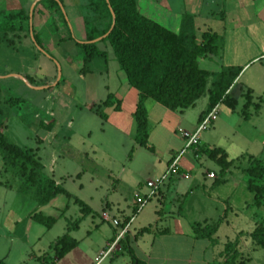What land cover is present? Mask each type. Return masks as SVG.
Masks as SVG:
<instances>
[{
    "label": "crops",
    "instance_id": "crops-1",
    "mask_svg": "<svg viewBox=\"0 0 264 264\" xmlns=\"http://www.w3.org/2000/svg\"><path fill=\"white\" fill-rule=\"evenodd\" d=\"M57 3L59 11L49 7L44 0H22L21 2L9 0L6 4L10 7L7 10L17 11L21 9L27 13V20L23 19L21 21L20 30L7 32L4 35L8 39L16 37L19 44L21 46L23 44L24 52L20 56V62L22 60L26 63L20 72L11 71L9 68L5 69L8 72L4 76L0 74V78L22 77L31 90L42 92L41 96L43 95L42 97H44L43 99L46 102L47 95L55 88L71 92L70 87L72 84L67 80L57 87L59 81V78L56 79L57 70L59 77L62 71L67 77L72 72H76L73 73L75 76L74 81H77L78 85L76 91L73 89V99H70V101L65 102L58 97L55 106L54 104L51 106L50 103L41 106L43 115H41V112L33 113L31 130L34 132L33 143H36V146L25 147L13 142L34 153L41 164L42 173L51 178L55 185L64 189L62 177L67 173L57 164L56 172L54 171L57 159L59 157L60 161L67 159L74 161L75 159L78 164L77 172L74 174V178L77 180L76 192L83 190L82 176L86 171L90 172V174L92 173L88 177V183L91 184L93 191L96 192V189L99 188V190L107 192V185L103 189L102 186L99 187L97 185L100 174L99 165L96 161H100L101 158L96 157L99 154L100 156L103 154V156L108 157L109 152L113 150V144L121 140L123 136L133 140L135 124L132 113L137 92L128 84L123 71L119 69L117 63L109 71V61H112V57L108 55L104 48L105 45L99 47V42L97 43V48L104 52L105 57L91 59L85 66L86 70H82V52L78 46V43L85 41L81 0H61V2ZM135 4L139 14L169 31L177 33L180 28L181 16L187 14L192 18L197 40L200 39L202 32L213 33L217 37L215 51L197 58L198 67L210 74L205 80V85L207 79H209L210 85L202 93L206 92V97L203 101H199L201 94L191 106L181 110H170L152 99L145 100L147 119L146 144L150 149L137 146L135 153L136 156L148 157V155L139 151L138 148H140V150H144V152L151 153L154 156L152 161H144V166L147 167V175L143 179L146 180L162 174L174 154L182 147L183 140L177 129L193 130L199 117L206 111L208 89L211 87L215 74L226 68L240 69L227 88L228 91L226 93L227 96L235 99L236 103L237 96L241 97L243 93L241 92V85L238 83L240 78L251 66L258 65L257 68L254 67V70L260 71L259 66L264 65V0H135ZM29 30L33 31L44 49V53L48 54V57H45L47 60L43 57L40 60L41 56H43L40 52L41 50L36 49L31 39L26 40V35L29 38ZM2 38L3 35L0 34V40ZM70 55L73 56L72 59L69 58ZM99 58L102 60V66L98 67L97 63L93 61ZM59 59H62V61L69 60L64 68ZM48 62L54 67L51 68ZM53 62L57 64V69ZM38 64L44 68L42 81H36L34 78L35 66H38ZM45 69H47V73ZM252 75L258 74L253 72ZM246 89L250 91L251 95L253 90L249 86ZM74 97L76 100H74ZM14 98L19 97L15 96ZM72 100L73 105L71 106ZM105 100L107 101L106 104L104 103ZM259 100L264 102V96ZM220 104L224 106V109L220 112L224 116H231L232 109L222 102L216 104V113ZM80 105H82V111ZM99 111L103 117L99 115ZM216 113L213 120L217 118ZM101 118L103 121L99 122ZM97 119L98 121H96ZM87 120L91 121V125H95L93 129L86 124ZM213 123L214 121L211 123V125L215 124L213 130H216L217 122ZM35 128H38V133L34 131ZM92 131L96 135L91 138ZM82 137L90 138L86 145L89 154L85 153L84 150H78V141ZM73 139H76V142L73 143ZM255 140L261 141V138L256 136L254 137ZM200 143L198 142V147H218L213 146L210 135H204ZM41 145L43 147L39 150ZM107 148L108 152L106 153L105 150ZM201 156L204 155L199 153L198 157H194L192 151L189 150L182 153L177 160V173H170L158 187L154 197H152L155 202L148 209L140 208L137 213L134 212L135 204L129 198V195L131 192L133 196V193L136 192L135 190L143 182V179L141 180L142 182L138 183L137 181L141 178L137 176L138 172L135 171V166L139 167L138 161H133V159L125 164H120L116 170V175L107 170L106 175L108 177L115 175L116 182L111 189L112 193L110 196H112V199L110 201L106 200L100 209V218L102 220H108V217L111 218L113 222L111 233L96 239L94 243L90 241L92 245H90L86 254L81 250H77L78 243H76L73 248L60 258H56L53 253L54 260H52L58 263L66 254L72 253L78 264H93L94 256L111 243L118 231L126 226L122 236L112 245V251L98 264H102L106 259L108 261L104 262V264H131L129 257L123 259L122 253L125 251L121 247L120 240L124 237L129 247L132 248L133 255L141 260L143 264H211L217 257L218 252L209 254L208 249L211 243L206 239L207 243H203L201 240L204 238L195 237L191 227L192 224L179 216L181 205V202L178 203L179 200L188 193L192 194L191 185L194 181L198 183L200 180L192 171H198ZM42 159L46 161L44 165L41 162ZM209 171L212 172V170L207 169L200 174L206 177L205 173ZM104 178L100 177L102 181ZM3 186L6 188L2 193L3 197L5 198L6 194H10L15 204L19 203L18 207L25 198L33 200L28 195V197L20 195L21 193L16 190V195L9 193L10 184H4ZM139 191L144 194L146 189L143 188ZM57 195L63 194H56L44 204L39 205L36 202L35 204L41 208L46 207L48 204L50 206L56 200ZM71 200L74 203L72 198ZM109 203L114 206V211H110ZM5 205L6 202L2 199L0 201V211L5 208ZM29 207L30 210L24 206L21 217L16 214L11 217L9 223H3L0 217V232L5 229L8 232L11 231L14 236V238L10 237L8 250L2 251L3 241L0 234V260L4 264H9L13 245L15 246L13 257L14 259L17 258L20 264H28L29 259H34L35 257L32 252L33 238L27 236L28 226L30 227L28 220L34 221L31 215L35 213L31 212L34 209L33 205H29ZM64 208H67V206L65 205ZM130 212L135 214L129 217L128 214ZM79 213L80 216H83L80 210ZM103 213L106 214V218H103ZM80 218L74 219L77 220L75 225L71 223L74 220L66 221L67 233L78 228ZM19 219H21V222H25V224L23 223L22 236V229L19 236L16 233ZM134 221H136L135 224H132ZM6 231H4L5 235L8 233ZM17 240L21 245L16 242Z\"/></svg>",
    "mask_w": 264,
    "mask_h": 264
},
{
    "label": "rangeland",
    "instance_id": "rangeland-1",
    "mask_svg": "<svg viewBox=\"0 0 264 264\" xmlns=\"http://www.w3.org/2000/svg\"><path fill=\"white\" fill-rule=\"evenodd\" d=\"M8 1L9 0H0V10L7 11V9H10V7L6 5ZM18 1L21 2L22 0ZM0 34L2 33L0 32ZM29 39H31L30 35L29 38L26 35V40L28 41ZM98 45L99 47H103L105 45L104 48L106 49L108 55H111L112 61H109V71H111L114 65H116V62L114 56H112L113 54L110 50V47L103 42H99ZM22 46L19 44L16 37H12L11 42L8 44H5V40L3 38L0 40L1 76H4L8 72L5 70L7 68L11 69V71L20 72L23 65L26 63L22 60L20 62V56H22L24 52ZM40 52L43 55L41 56V54L38 53L41 56L40 60L43 58L47 60L45 57H48V54L42 51ZM69 58L72 59L73 56L70 55ZM59 61L62 63L64 68L69 60L62 61V59H59ZM93 62H96L98 67L102 66V60L100 58L95 59ZM53 63L57 69V64L55 62ZM48 64L51 66V68L54 67L49 62ZM254 67L257 68L258 65L251 66L243 74L238 82L239 85H241V92H244V89H246L248 86L253 90L251 93L252 102L249 104V106L245 109H242L244 98L242 96H237V102L231 111V116H224L220 112L224 109V106L220 104L216 113L217 118L212 120L206 126V128L199 133L200 140H202L204 135H210L213 146L221 147L224 150L227 159L232 161L231 165L223 172H220V168L217 164H215L212 160L201 156L200 166L197 169L198 171H192V173L195 174L197 178L199 177L200 180L198 183L194 181V183L191 185L192 194L188 193L185 197L181 198L178 203L181 202L179 216L191 224L199 223L202 226L204 224L217 222L216 230L212 235L215 241L210 245V241L208 240V244L210 245L208 249L209 254L220 251L224 242L231 241L237 243V250L241 257L243 259H248L247 264H264V248L255 247L248 236V233L252 229L254 222L260 221L264 217V203L262 202L259 205L254 204L253 193L246 188L247 177L242 171V168L247 163L246 157L248 155H253L264 163V102L259 100L264 96V65L259 66L260 71L257 69L254 70ZM35 69V80L42 81V77L44 76V68L38 64V66H35ZM45 72H48L47 69H45ZM253 72L258 75H252ZM73 73L76 72H72L67 77L64 74V71H62L57 84V87H59L60 84L67 80L72 84L70 87L71 92L69 93L68 90L65 92L64 90L62 91L61 88L59 90L55 88L47 95V102L43 99V95L41 96L42 92L31 90L30 86H28L21 78H0L1 108L4 109L5 104L3 101L7 98L15 96L22 98V102H19L17 106L11 107L8 110V114L5 115V134L8 139L25 147L36 146V143H33L34 132L31 130L33 113L41 112V115H43V108H41V106H45L49 103L51 106H53V104L55 106L58 97L62 98L65 102L73 99V89L76 91L78 86L77 81H74L75 76ZM209 85V79H207L205 88H208ZM205 97L206 92L200 96L199 101H203ZM74 100H76L75 97ZM71 102L72 106L73 100ZM254 103H257L258 107H255ZM80 108L82 111V105H80ZM242 112L247 114V117H244ZM96 121H98V119ZM100 121H103V119H99V122ZM213 121L214 123L217 122L216 130L214 129L215 131L213 130V126L215 124L213 123L214 125H211ZM86 124L88 126L90 125L91 129H93V126H95L91 125L90 120H87ZM34 131L38 133V128H35ZM95 135L96 134H94V131H92L90 137L92 138ZM256 136L260 137L261 141H254V137ZM252 139L253 141H251ZM73 140V143L76 142V139ZM200 140L198 141L199 144H201ZM89 141L90 138H79L78 150H84L85 153L89 154V151L86 147L87 142ZM137 146L138 145L135 144L134 140L123 136L121 140L116 141V143L113 144V150H111L112 152H109L108 157L105 155L103 156V154L102 156H100V154L99 156L97 155L96 158H101L100 161H96L99 165L100 174L97 185H99V187L102 186V189L105 185H107V192H105V190H99V188L96 189V192L93 191L91 184L88 183V177L92 173L90 174L88 171H86V173L82 176V181L84 183L83 190L81 192H76L77 180L74 178V174L77 172L78 168L77 161L75 159L74 161L68 159L65 161H60V157L57 159L54 166V171L56 172L57 164V166L59 165L67 172L62 177V182H64L62 186L71 195V198L75 197L81 200L84 204L86 203L90 209L89 213L83 216H80L79 206L72 203L71 198H66L64 195H57L56 200L52 202L50 206L48 204L46 207L41 208L35 204L34 199L29 200L30 198H25L23 199L24 202H20L18 207L19 203L15 204V201L13 200L12 196H10V194H6L5 198L2 194L6 189L3 185L10 184L11 188L9 193L16 195V179L11 178L8 173L0 171V201L4 199L6 202L5 208L1 209L0 211V217L2 218L3 223H9L11 217L16 214L21 217V212L24 211V206L30 210L29 205H33L34 207L33 211L31 212H41L45 215H50L55 218L54 223H52L49 227H45L44 225L32 220H28L30 227L28 226L27 236L33 238L34 243L32 246V252L35 256L34 259H29L28 264H78L75 258L72 256V253L66 254L62 259H60V262L58 263L53 261L54 251L51 246L52 242L54 241V238L66 232L67 220H74L77 219V217H81L79 219L78 228L70 231L68 235L73 238L76 243H78L77 250H81L85 254L88 252L90 245H92L90 244V241L94 243L96 239H100L106 234L109 235L111 233V225L113 222L110 217H108V220H102L100 218V209L106 200L110 201L112 199L110 194L112 193L111 189L116 182L114 178L116 175V170L119 168L120 164H125L127 161L134 159L133 161H138L139 164H137L139 166L138 168L135 166V171L138 172L137 176L141 177L137 181L138 183L142 182L141 180L147 175V167L144 166V161H152L154 157L153 154L144 152V150H140V148H138L139 151L145 155H148V157L145 158L144 156H136L135 151ZM42 147L43 146L41 145L39 150H41ZM105 152H108V148L105 150ZM41 162L44 165L46 161H43L42 159ZM207 169L212 170L214 174L213 178H207L204 177L203 174H200ZM107 170L113 172L115 175H110V177H108L106 175ZM100 177L105 178L102 181ZM144 182L145 180L143 179L142 185H139V187L135 190V193L141 195L139 190L143 188L146 189ZM20 195L24 196V194ZM25 197L28 196L25 195ZM152 197H154V195L151 196L141 208L144 207L143 209H148L150 205L155 202ZM129 198H131L134 202V197L132 196L131 192ZM65 205L67 208H64ZM113 207L114 206L109 203L110 211H114ZM135 213H137V211ZM135 213L130 212L128 216L131 217ZM135 222L136 221L132 222V224H135ZM23 223L25 224V222H21V219H19L17 222L16 233L18 236L20 235V230L24 227ZM4 231L6 230L3 229L0 232L2 235L1 239L3 241L2 251L8 250L10 237L14 238L11 231H6V233L8 232L6 235ZM22 231L23 229L21 230V236ZM205 239L206 238L201 241H203V243H207V239ZM16 242H18V240ZM18 244L21 245L20 242H18ZM14 250L15 246L13 245L10 252L11 258L9 259V264H20V261L17 258L14 259L13 257ZM122 255L124 257L123 259H127L128 257L130 258L126 252H123ZM107 261V259L104 260L102 264Z\"/></svg>",
    "mask_w": 264,
    "mask_h": 264
},
{
    "label": "trees",
    "instance_id": "trees-1",
    "mask_svg": "<svg viewBox=\"0 0 264 264\" xmlns=\"http://www.w3.org/2000/svg\"><path fill=\"white\" fill-rule=\"evenodd\" d=\"M44 1L49 7L59 11L57 2L61 0ZM81 9L85 32V41L78 43L82 52V70H86L85 66L91 59L105 57L104 52L97 48L98 42L106 43L110 47L119 69L123 71L128 84L137 92L132 113L135 124L133 140L138 146L150 149L146 144L145 100L152 99L170 110H181L191 106L205 90V80L210 75L198 67L197 58L215 51L217 37L213 33L202 32L200 39L197 40L192 18L187 14L181 16L177 33L169 31L139 14L135 0H81ZM59 14L61 15L60 12ZM112 16L113 25L108 31ZM23 19L27 20V13L24 10L0 11V32L6 44L11 39L4 35L20 30ZM105 33L106 35L99 40L91 42ZM31 38L34 46L45 52L32 30ZM239 70L226 68L214 75L208 89L206 111L218 102L233 109L235 99L224 92ZM242 97L244 98L242 109H245L251 103L250 91L246 89ZM3 102L4 109L0 106V171L15 178L17 182L15 190L30 196L39 205L48 202L56 194L71 198L66 190L55 185L51 178L42 173L41 164L32 151L8 139L5 134V115L11 107L22 102V99L10 97ZM254 106L258 107V104L254 103ZM99 115L103 116L100 112ZM242 115L247 117L244 112ZM197 151L217 164L220 172L226 170L232 163L220 147H198ZM246 161L242 168L247 177L246 188L253 193L254 204L259 205L264 203V163L251 155L246 157ZM72 199L79 206L82 215L89 212V207L81 200L75 197ZM31 218L45 227H49L55 220L54 217L44 216L39 212L33 213ZM76 222L77 220H74L71 223L75 225ZM191 227L195 237L206 238L210 243H214L212 235L217 222L202 226L193 223ZM67 232L68 227L51 245L56 258L63 256L76 244ZM248 236L255 247L264 248V217L254 222ZM120 242L122 249L130 256L131 264H143L132 254L125 237ZM236 245V242H224L211 264H247L248 259L241 257ZM0 264H4L3 261L0 260Z\"/></svg>",
    "mask_w": 264,
    "mask_h": 264
},
{
    "label": "built area",
    "instance_id": "built-area-1",
    "mask_svg": "<svg viewBox=\"0 0 264 264\" xmlns=\"http://www.w3.org/2000/svg\"><path fill=\"white\" fill-rule=\"evenodd\" d=\"M228 89L224 92L226 94ZM217 104V103H216ZM216 104H214L211 108L205 111L198 119L197 124L194 129L191 131L177 129L179 134L182 137L183 144L177 153L174 154L170 163L167 165L166 169L159 176L151 177L145 180L144 185L146 187V192L144 194L139 195L138 193H134V204L135 211H138L146 201L153 195H155L158 187L165 181L167 176L170 173H177L178 165L177 160L179 156L185 151H192L194 157H198V141H199V133L206 128V126L214 119L216 113ZM205 176L208 178H213L214 174L209 171L205 173ZM103 218H106V214H102ZM125 227L121 228L118 233L115 235L113 241L109 243L103 250H100L96 256L93 258V264H98L109 252L112 251V245L122 236L125 231Z\"/></svg>",
    "mask_w": 264,
    "mask_h": 264
},
{
    "label": "water",
    "instance_id": "water-1",
    "mask_svg": "<svg viewBox=\"0 0 264 264\" xmlns=\"http://www.w3.org/2000/svg\"><path fill=\"white\" fill-rule=\"evenodd\" d=\"M111 15H112V12H111ZM112 25H113V16H112V21H111V24H110V27H109L108 31L110 30V28L112 27ZM108 31H107V32H108ZM107 32H106V33H107ZM106 33L103 34V35L100 36V37H97V38L91 40V42H95V41L99 40L101 37L105 36ZM29 35H30V37H31V31H30V30H29ZM31 39H32V38H31ZM58 78H59V72H58V70H57L56 79H58ZM21 79L24 80L22 77H21Z\"/></svg>",
    "mask_w": 264,
    "mask_h": 264
}]
</instances>
